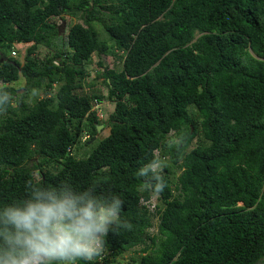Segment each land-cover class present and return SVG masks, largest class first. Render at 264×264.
Instances as JSON below:
<instances>
[{
	"label": "trees",
	"instance_id": "obj_1",
	"mask_svg": "<svg viewBox=\"0 0 264 264\" xmlns=\"http://www.w3.org/2000/svg\"><path fill=\"white\" fill-rule=\"evenodd\" d=\"M94 101L114 107L103 139ZM155 151L159 194L137 175ZM65 178L124 201L129 227L97 264L128 251L132 264L264 261V0H0V203ZM152 196L155 237L139 207Z\"/></svg>",
	"mask_w": 264,
	"mask_h": 264
},
{
	"label": "clouds",
	"instance_id": "obj_2",
	"mask_svg": "<svg viewBox=\"0 0 264 264\" xmlns=\"http://www.w3.org/2000/svg\"><path fill=\"white\" fill-rule=\"evenodd\" d=\"M167 162L153 152L137 172L150 192L167 184ZM124 201L99 179L78 185L70 178L56 184L32 181L23 198L0 203V264H97L106 237L127 229Z\"/></svg>",
	"mask_w": 264,
	"mask_h": 264
},
{
	"label": "rangeland",
	"instance_id": "obj_3",
	"mask_svg": "<svg viewBox=\"0 0 264 264\" xmlns=\"http://www.w3.org/2000/svg\"><path fill=\"white\" fill-rule=\"evenodd\" d=\"M78 21V18H73L72 19V23H76ZM95 30L98 32L99 34V38L101 41H105L106 40V35L103 33V28L101 27V25L99 24H95ZM31 44H19L15 47L16 51H17V55H18V60L20 62H23V58H24V55H25V51L26 49L30 46ZM40 50L44 51L43 48H41ZM106 61L108 62V64L111 66L114 62V57L112 56V54H107L106 55ZM98 61V55L95 53L93 56H92V59H91V62L90 64L87 66V71L89 72V74H92L93 71L96 69V63ZM94 74H92V77H94ZM96 75V74H95ZM25 81L23 79L19 80L17 83L14 84L15 87H22L24 85ZM95 85H96V89L100 91V93H103L104 95H107V88L106 86L102 83V80H96L95 81ZM41 95L39 94L38 97H40ZM108 106L107 108H105V112L103 111V118L101 120V122L103 123V125H106L107 121H108V118H109V115L110 113L113 111V103L112 102H109V103H106ZM87 135V134H85ZM109 135V128H105L103 126V128H101V133L97 136V138L99 139H103L105 137H107ZM99 139L97 140V142L99 141ZM81 145L82 142H81ZM195 145V142L193 143V145L191 146V148ZM91 147V146H90ZM92 148V147H91ZM89 150L88 147L86 146H82L80 148H78V150H75L74 153H77V157H83L84 154ZM153 197H156V196H153ZM159 205H161L160 202H158ZM136 251V250H135ZM138 253L136 252H133V251H128V252H125L122 256L116 258L111 264H132L131 261L134 259V260H138L139 257H138ZM259 264H264V261L260 262Z\"/></svg>",
	"mask_w": 264,
	"mask_h": 264
},
{
	"label": "built area",
	"instance_id": "obj_4",
	"mask_svg": "<svg viewBox=\"0 0 264 264\" xmlns=\"http://www.w3.org/2000/svg\"><path fill=\"white\" fill-rule=\"evenodd\" d=\"M13 55L16 56V53L13 52ZM107 104L104 102H98V101H94L92 106H91V112L94 113L96 115V117L98 118L99 121L102 120L104 114L103 111L105 108H107L108 106H106ZM88 135H84L82 137V141H85L88 139ZM155 154H158L157 151H155ZM158 198L156 197H151L149 199H144L141 198L139 200V207L149 216L150 218V222H151V226L148 229V235L150 237H155L158 235V231H159V225L161 222V210L158 209ZM113 256V252L109 249L106 248V252L104 254V256L98 261V262H102L103 260H111Z\"/></svg>",
	"mask_w": 264,
	"mask_h": 264
},
{
	"label": "water",
	"instance_id": "obj_5",
	"mask_svg": "<svg viewBox=\"0 0 264 264\" xmlns=\"http://www.w3.org/2000/svg\"><path fill=\"white\" fill-rule=\"evenodd\" d=\"M101 128H103L102 125H100V126L98 127V129H97V135H99V134L101 133ZM95 139H96V137L92 139L91 143H92Z\"/></svg>",
	"mask_w": 264,
	"mask_h": 264
}]
</instances>
